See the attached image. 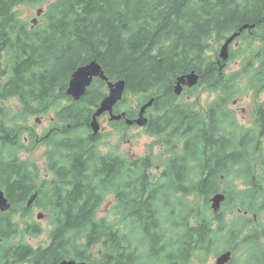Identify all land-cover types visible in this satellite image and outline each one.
Masks as SVG:
<instances>
[{
  "label": "trees",
  "instance_id": "trees-1",
  "mask_svg": "<svg viewBox=\"0 0 264 264\" xmlns=\"http://www.w3.org/2000/svg\"><path fill=\"white\" fill-rule=\"evenodd\" d=\"M21 6L42 7L41 21L33 25L23 19ZM263 17L264 0H0V101L17 97L28 114H41L69 99L58 118L60 127L69 128L62 140L49 141L62 158L50 159L53 177L40 176L34 164L8 150L18 136L0 104V190L11 203L9 211L0 212V264L63 259L206 264L210 254L235 253L239 246L246 257L253 255L262 234L249 230V224L264 209V101L253 109L254 124L246 129L228 101L236 91L254 86L259 89L253 93L264 91ZM251 25L236 38L245 36L247 42L230 50L229 59L239 55L240 66L229 73L220 70L222 42ZM92 59L108 79L125 81L121 104L126 95L138 99L137 107L154 97V132L182 147L167 157L166 175L153 179L147 157L129 162L122 155L100 154L99 135H75L79 127L89 129L91 113L107 90L104 81L94 79L80 101L65 95L72 72ZM191 71L199 76L192 92L204 86L217 93L204 115L173 92L176 78ZM136 113L135 107L126 109L127 118ZM35 192V203L28 206ZM176 192L182 194L179 201L197 195L192 205L199 208L203 201L206 210L175 206ZM217 192L226 200L210 216L209 197ZM111 196L114 218L99 217ZM33 206L53 216L44 246L19 239L42 231L31 221ZM228 264H235L233 256Z\"/></svg>",
  "mask_w": 264,
  "mask_h": 264
},
{
  "label": "rangeland",
  "instance_id": "rangeland-1",
  "mask_svg": "<svg viewBox=\"0 0 264 264\" xmlns=\"http://www.w3.org/2000/svg\"><path fill=\"white\" fill-rule=\"evenodd\" d=\"M45 8V5L42 6ZM41 7L42 11L43 8ZM36 8H30L28 10L26 7L21 6L19 7V15L26 19L28 22L34 19V17L37 19V21H41V15H36ZM245 36L241 37L238 40L237 43L242 42L245 43ZM230 47L234 48L235 43H233ZM218 54V50H217ZM2 55H6L5 52H3ZM241 58L239 55H235L233 58L229 59L227 63L222 61L220 63L221 67L220 70L225 71V73H229L233 69H236L240 66ZM223 65V66H222ZM255 89H259V86L255 88V86L248 90H242V91H236V95L234 97H231L228 103V108L232 109L233 114L237 120V123L239 126L250 128L254 124V116H253V109L255 106L260 104L262 101H264V91L260 93H253ZM221 95L220 93H218ZM66 95V93H65ZM67 96V95H66ZM217 96V93L212 92L208 88L204 86L196 87L194 91L188 94L186 91H184L179 97L178 101L183 103H189V105L196 111L197 113L203 114L206 112V108L208 104L215 100ZM69 97V96H67ZM72 99L71 97H69ZM73 100V99H72ZM69 99L68 98H62L56 107L53 109L47 111L46 113L41 114H28V112L22 107L17 97H8L5 100L1 101L0 104L3 106V108H7L8 115L6 118V122H8V126L12 125L13 128L17 131L18 136V143L12 150L15 152V155L19 157L21 160H25L26 162L30 164H34L37 166L38 172L40 176H52L50 171L47 169V153L50 150L51 154L50 156L54 160H58V156L54 154L55 148L52 146L51 143L46 139H43L42 141L36 142V139L41 138L45 133L49 130L52 131L56 127L60 126V121L58 120L60 116L61 107L68 104ZM74 101V100H73ZM137 104H139V101L136 97L128 96L126 95V100L123 104L119 105L118 112L122 113L124 112L126 115V109L127 108H137L138 113L136 118L139 115V109L137 107ZM152 114L151 113V107L145 109V113ZM205 114V113H204ZM203 114V115H204ZM145 116V115H144ZM99 124L103 128V130L100 127V133L98 134L99 137L97 139V150L100 154H118L124 156L129 162L134 161L136 159L141 158H150V161H152V166L150 169V176L153 179H158L161 176V173L164 169V165L166 163L167 157L171 155L172 153H179L181 152V144L178 142L177 146H173L171 143H174L175 141L172 140V142H169V140H162V138L159 136H151L149 133H147L144 128L133 126L130 127L127 132L121 133V130L117 129L112 126V128L109 126V120L107 119V116L102 115L99 119ZM65 123V122H64ZM67 123V122H66ZM120 128V127H119ZM78 131L75 133L76 136L79 137H87L91 131L87 132L83 131L81 127L77 128ZM121 129V128H120ZM237 129V128H235ZM257 129V128H256ZM126 133V136H125ZM97 135V134H96ZM127 137V138H126ZM166 138V136H163ZM56 139H58L56 141ZM63 137H58L56 134L51 138L50 141L58 142L62 140ZM20 140V141H19ZM262 144H264V138L262 139ZM17 148V149H16ZM12 154H14L12 152ZM172 169L168 170L171 171ZM192 176V171L190 172V177ZM180 192H176L172 194L171 200H173L178 205H175L177 207L182 206L183 208H193L194 211L199 209L201 212H204L205 206L203 204V201H198V206H194L192 204L196 203L199 197L197 195H189L186 194V198H183V200L179 201V198L181 197ZM178 200V201H176ZM41 201V200H40ZM35 203V202H34ZM114 203V199L112 197H108L106 202L101 206L99 210V217L106 216L109 219H113L114 216L112 214V205ZM32 204V203H31ZM30 204V205H31ZM209 207V206H208ZM32 222H37L40 227L42 228V231L38 235H28L21 239L24 243H29L33 247L38 246H44L49 242V234L52 229V217L50 216V213L47 211L44 212L41 208L37 206H33L32 209ZM207 213L210 216H213L211 213V209L209 207ZM41 214V217H38V215ZM233 214L231 213L229 218H232ZM15 220H18V216H14ZM254 222H251L249 224V230L252 228L254 233L256 235H259L260 233V239L261 244L257 251L254 252L253 255L250 257H246V253L243 252L244 247H238L237 250H235V253H232L233 258H235V264H264V257L262 252L264 251V209H258L256 212V215L253 217ZM244 232H248L245 230ZM17 239H13L12 241H16ZM217 257V254H210L208 260L206 261V264H215V258ZM192 264V262H191Z\"/></svg>",
  "mask_w": 264,
  "mask_h": 264
},
{
  "label": "water",
  "instance_id": "water-1",
  "mask_svg": "<svg viewBox=\"0 0 264 264\" xmlns=\"http://www.w3.org/2000/svg\"><path fill=\"white\" fill-rule=\"evenodd\" d=\"M42 12L41 8H38L36 11V15H40ZM35 25L37 23L36 18L31 20ZM264 22V17H263ZM255 25L244 26L238 32L232 33L228 36L224 42L221 44L218 52L219 62H226L229 58V46L234 41L236 37H238L241 31L245 29L254 28ZM223 66V65H222ZM94 79H100L105 82L107 86V92L105 96H103L97 108L92 112L89 126L93 135H96L100 131V124L98 122V118L105 112H108L110 120H121L125 119V113L114 114L113 108L114 106L120 102L123 98L125 92V81L123 79L110 80L105 75L102 66L96 61V59H92L88 63L77 67L71 74L70 79L67 83L65 93L67 96L71 97L74 101H79L87 92L88 87L91 85ZM199 80V76L194 71H191L186 74H182L178 76L173 85V92L176 96H180L184 90V88H192L197 85ZM154 101V97L148 99L143 105L140 106L139 115L136 119H126V125L136 124L139 127H143L147 123V118L144 116L145 109L152 106ZM37 194H33L27 202L29 206L35 199ZM225 200V196L222 193H215L210 196V209L214 214L219 212L221 207V203ZM10 202L5 196L4 192L0 190V211L5 212L10 209ZM41 217V214L38 215ZM232 257V253L230 250L221 252L215 259V264H227ZM57 264H86L84 261H78L75 259H63Z\"/></svg>",
  "mask_w": 264,
  "mask_h": 264
},
{
  "label": "flooded vegetation",
  "instance_id": "flooded-vegetation-1",
  "mask_svg": "<svg viewBox=\"0 0 264 264\" xmlns=\"http://www.w3.org/2000/svg\"><path fill=\"white\" fill-rule=\"evenodd\" d=\"M15 98V97H14ZM81 100V99H80ZM79 100V101H80ZM2 101V100H1ZM0 101V102H1ZM261 104V103H260ZM260 104H258L256 107H260L261 105ZM119 107V106H118ZM117 104L115 105V107H114V112H115V110H117ZM139 108V107H138ZM51 110V109H50ZM48 111H49V109H48ZM115 113H119V112H115ZM137 113H138V110H137ZM137 113H136V115L135 116H132V118H130L131 120H133V119H135L136 118V116H137ZM92 114V113H91ZM102 115H104V116H107V119L109 120V115H108V113H103ZM101 115V116H102ZM145 115V117L147 118V123H146V125H144L143 127H141L142 129L144 128V130L147 132V133H149L151 136H158L159 137V135H156V133L154 132V125H152V120L150 119L151 117H152V115H150V114H148L147 112L144 114ZM100 116V117H101ZM153 116H155V115H153ZM99 117V118H100ZM125 117H126V115H125ZM98 118V119H99ZM8 124V123H7ZM109 126L112 128V126L114 125V127H116L117 125H119V127L121 128L120 130H121V133H124L125 131L127 132V130H129V128L130 127H133V126H137V125H135V124H131V125H126L125 124V122H124V120L122 119V120H119V121H110L109 120ZM88 127H89V123H88ZM101 127V126H100ZM137 127H139V126H137ZM67 128H69V126L68 125H66V127H60V126H58V127H56L54 130H52V131H47L46 133H45V135H43L41 138H38V139H36V142H39V141H42L43 139H47L48 141H50V138L54 135V134H56V136H60V137H63L64 136V134H65V129H67ZM101 129L103 130V128L101 127ZM89 131H91L90 130V127H89V129L88 130H86V133L87 132H89ZM91 135H93L92 134V132L91 133H89L88 134V136H91ZM93 136H98V134L97 135H93ZM125 136H126V133H125ZM161 137V136H160ZM127 138V137H126ZM12 152L15 154V152L12 150ZM48 152H50V150L48 151ZM53 160L54 162H58V161H60L62 158H58V160H54L51 156H50V158H49V156H47V168H48V171H50V173L52 174V176H48L47 175V177H53V176H55L54 175V171L53 170H50V168H49V165L51 164V160ZM49 163V164H48ZM36 168H37V166H36ZM164 168H165V166H164ZM151 169V168H150ZM164 173H165V175H166V171L163 169V171H162V173H161V176L159 177V178H161L163 175H164ZM148 174L150 175V170L148 171ZM158 178V179H159ZM36 194H37V192H35ZM112 197V196H111ZM113 198V197H112ZM35 202V201H34ZM41 202H43V200H41ZM49 202H50V200H49ZM46 203V202H45ZM34 204V203H33ZM33 204H31V205H33ZM30 206V205H29Z\"/></svg>",
  "mask_w": 264,
  "mask_h": 264
},
{
  "label": "bare ground",
  "instance_id": "bare-ground-1",
  "mask_svg": "<svg viewBox=\"0 0 264 264\" xmlns=\"http://www.w3.org/2000/svg\"><path fill=\"white\" fill-rule=\"evenodd\" d=\"M209 205H210V203H209Z\"/></svg>",
  "mask_w": 264,
  "mask_h": 264
}]
</instances>
